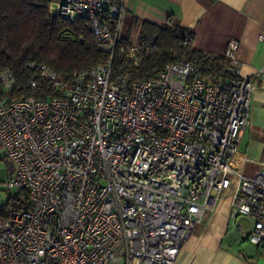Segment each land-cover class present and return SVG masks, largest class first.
I'll use <instances>...</instances> for the list:
<instances>
[{"label":"built area","instance_id":"obj_1","mask_svg":"<svg viewBox=\"0 0 264 264\" xmlns=\"http://www.w3.org/2000/svg\"><path fill=\"white\" fill-rule=\"evenodd\" d=\"M48 12L86 19L109 58L71 84L30 63L56 97H12L14 76L0 69V150L12 162L3 186L28 201L0 214V264H173L235 178L230 220L264 250V162L246 175L239 152L264 70L238 74L239 42L227 44L225 78L183 61L111 79L115 47L126 43L124 0H51ZM140 49L128 51L135 62Z\"/></svg>","mask_w":264,"mask_h":264},{"label":"trees","instance_id":"obj_2","mask_svg":"<svg viewBox=\"0 0 264 264\" xmlns=\"http://www.w3.org/2000/svg\"><path fill=\"white\" fill-rule=\"evenodd\" d=\"M51 0H0V69H9L15 79L12 97L35 94L37 97L61 96L47 80L40 77L30 63L45 64L57 76L71 84L74 74L104 63L109 55L100 50L86 19L66 20L48 12ZM135 31V42L143 49L136 53L137 62L128 56L132 43L127 35ZM126 43L115 47L111 64V79L118 76L143 79L162 70L165 64L194 61L201 74L225 78L231 61L224 55H213L193 47L195 33L169 15L162 24L132 19ZM36 82L35 88L28 86ZM0 161L8 160L0 153ZM23 199H21L22 197ZM18 204L27 205L24 191L14 197ZM10 206V207H12ZM8 206L0 207V214Z\"/></svg>","mask_w":264,"mask_h":264},{"label":"crops","instance_id":"obj_3","mask_svg":"<svg viewBox=\"0 0 264 264\" xmlns=\"http://www.w3.org/2000/svg\"><path fill=\"white\" fill-rule=\"evenodd\" d=\"M123 35L133 18L162 24L173 15L181 26L195 33L193 47L224 55L227 44L239 42L235 67L238 74L254 80L264 70V0H124ZM239 152L248 162L246 175L264 162V88L251 94L248 125L243 130ZM232 197L220 196L214 210L185 239L173 264H264V250L250 243L230 220Z\"/></svg>","mask_w":264,"mask_h":264},{"label":"rangeland","instance_id":"obj_4","mask_svg":"<svg viewBox=\"0 0 264 264\" xmlns=\"http://www.w3.org/2000/svg\"><path fill=\"white\" fill-rule=\"evenodd\" d=\"M123 27H124V24H122V33L124 34L125 31L123 30ZM127 37L132 43H135L137 41V39H136L137 33L135 31L130 32L127 35ZM0 153L4 154V152L2 150H0ZM251 162H252V164L255 165V164H259L262 161H251ZM7 179H8V171H7L6 165H5L4 162L0 161V181H1L0 182V207H2V206L10 207L13 204H18L19 203V202H16L14 200V197L18 194V192L15 189H12L11 191L7 190L5 188V186H3V182H5ZM237 182H238V179L235 178L232 181L230 187L226 191H224L221 194V196L222 197L223 196H229V197L233 198V194L235 192V189H236V186H237ZM21 199H23V197ZM242 227H243V230H247V224H246L245 221H244Z\"/></svg>","mask_w":264,"mask_h":264},{"label":"water","instance_id":"obj_5","mask_svg":"<svg viewBox=\"0 0 264 264\" xmlns=\"http://www.w3.org/2000/svg\"><path fill=\"white\" fill-rule=\"evenodd\" d=\"M7 169L9 172H12V162L11 161L7 162Z\"/></svg>","mask_w":264,"mask_h":264}]
</instances>
